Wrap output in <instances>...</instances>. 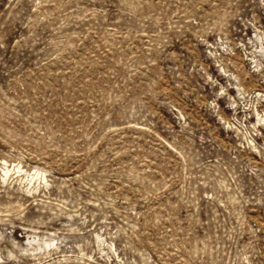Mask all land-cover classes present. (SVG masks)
<instances>
[{
    "label": "rangeland",
    "instance_id": "obj_1",
    "mask_svg": "<svg viewBox=\"0 0 264 264\" xmlns=\"http://www.w3.org/2000/svg\"><path fill=\"white\" fill-rule=\"evenodd\" d=\"M0 264H264V0H0Z\"/></svg>",
    "mask_w": 264,
    "mask_h": 264
},
{
    "label": "bare ground",
    "instance_id": "obj_2",
    "mask_svg": "<svg viewBox=\"0 0 264 264\" xmlns=\"http://www.w3.org/2000/svg\"><path fill=\"white\" fill-rule=\"evenodd\" d=\"M9 171V170H8Z\"/></svg>",
    "mask_w": 264,
    "mask_h": 264
}]
</instances>
